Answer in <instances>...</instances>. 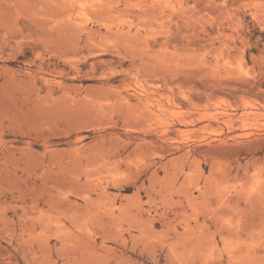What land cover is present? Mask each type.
I'll list each match as a JSON object with an SVG mask.
<instances>
[{
	"label": "rangeland",
	"instance_id": "obj_1",
	"mask_svg": "<svg viewBox=\"0 0 264 264\" xmlns=\"http://www.w3.org/2000/svg\"><path fill=\"white\" fill-rule=\"evenodd\" d=\"M0 264H264V0H0Z\"/></svg>",
	"mask_w": 264,
	"mask_h": 264
},
{
	"label": "bare ground",
	"instance_id": "obj_2",
	"mask_svg": "<svg viewBox=\"0 0 264 264\" xmlns=\"http://www.w3.org/2000/svg\"><path fill=\"white\" fill-rule=\"evenodd\" d=\"M178 99V98H177ZM176 100V99H175ZM174 100V101H175ZM178 100H181V99H178ZM175 102H177V101H175ZM179 103H181V101H178L177 102V106L178 105H180ZM176 104V103H175ZM174 104V105H175ZM182 105V104H181ZM180 105V106H181ZM187 105V104H186ZM166 106L167 105H164V104H162V103H159V105H158V110H159V112L161 113V114H159L158 116L161 118V116H164V112H168V110H167V108H166ZM173 106V105H172ZM176 106V105H175ZM174 106V107H175ZM180 106H178L179 108H180ZM239 106V105H238ZM167 107H169V106H167ZM177 107V108H178ZM186 107V106H185ZM189 107V106H188ZM170 108H172V109H175V108H173V107H170ZM237 108V107H236ZM223 111H221V112H219V114L221 113V114H225V113H227V112H224V113H222ZM193 113V112H192ZM191 113V115L193 116V114ZM195 113V112H194ZM256 113V110L254 109V107H253V105L251 106L249 103H247V102H244L243 104H242V111L239 113V115H238V120H239V123L241 124V127H244L245 125H247V124H249V122H250V119H251V117H252V115H254ZM230 114H232V113H230ZM195 115V114H194ZM227 115H228V113H227ZM225 116V115H224ZM229 116V115H228ZM227 116V117H228ZM196 118H197V116H195ZM195 117H189V119H182V121L180 120V124H182V125H184V126H180V127H178L177 128V130L179 131V132H182V133H186L187 132V130H185V129H183L182 127H185V125H191V124H195V121L194 120H192L193 118H195ZM231 116H229V118H230ZM191 118V119H190ZM196 118H195V120H196ZM229 118H227V119H229ZM236 118V119H237ZM163 119V118H162ZM198 119H199V117H198ZM233 119V118H232ZM235 119V118H234ZM230 121V120H229ZM233 122V121H232ZM244 126H243V125ZM206 126H204V128H205ZM233 127V126H232ZM240 127V126H239ZM239 127H237V128H239ZM240 127V128H241ZM239 128V129H240ZM191 129V128H190ZM190 129H189V131H190ZM241 129H243V128H241ZM164 131H167V130H164ZM146 224V223H145ZM134 226V225H133ZM137 227H138V225H137ZM139 227H142V225H139ZM138 227V228H139Z\"/></svg>",
	"mask_w": 264,
	"mask_h": 264
}]
</instances>
